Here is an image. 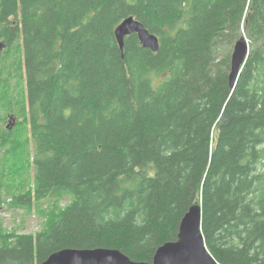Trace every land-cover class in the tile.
I'll return each instance as SVG.
<instances>
[{
  "label": "trees",
  "instance_id": "16d2710c",
  "mask_svg": "<svg viewBox=\"0 0 264 264\" xmlns=\"http://www.w3.org/2000/svg\"><path fill=\"white\" fill-rule=\"evenodd\" d=\"M130 17L159 51L137 34L121 49ZM0 37L24 59L33 200L72 197L0 264L99 248L152 263L194 205L219 263L264 264V0H0Z\"/></svg>",
  "mask_w": 264,
  "mask_h": 264
},
{
  "label": "rangeland",
  "instance_id": "374dc122",
  "mask_svg": "<svg viewBox=\"0 0 264 264\" xmlns=\"http://www.w3.org/2000/svg\"><path fill=\"white\" fill-rule=\"evenodd\" d=\"M28 113L23 55L20 49L10 51L0 37V250L46 231L72 201L69 195L33 200L36 149Z\"/></svg>",
  "mask_w": 264,
  "mask_h": 264
},
{
  "label": "water",
  "instance_id": "95a60500",
  "mask_svg": "<svg viewBox=\"0 0 264 264\" xmlns=\"http://www.w3.org/2000/svg\"><path fill=\"white\" fill-rule=\"evenodd\" d=\"M137 34L141 44L154 52L159 51V38L151 34L134 17L124 20L116 29L121 49L125 39ZM251 48L246 39L236 42L230 72V86L234 88L245 67ZM42 264H221L207 247L203 233V207L194 205L181 220L176 241L161 245L152 263L134 261L118 249H64L50 255Z\"/></svg>",
  "mask_w": 264,
  "mask_h": 264
}]
</instances>
